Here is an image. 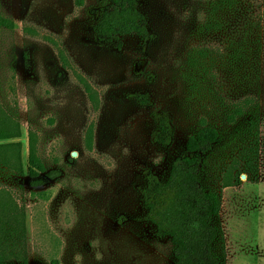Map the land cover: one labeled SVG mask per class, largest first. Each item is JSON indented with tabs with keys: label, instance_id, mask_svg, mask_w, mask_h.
I'll use <instances>...</instances> for the list:
<instances>
[{
	"label": "rangeland",
	"instance_id": "374dc122",
	"mask_svg": "<svg viewBox=\"0 0 264 264\" xmlns=\"http://www.w3.org/2000/svg\"><path fill=\"white\" fill-rule=\"evenodd\" d=\"M213 1L140 0L153 39L127 35L119 47L94 32L98 0H0L14 23L0 27V128L16 132L0 139V221L24 218L30 264H174L170 241L146 218V177L165 176L201 116L227 128L225 104L246 96L261 113L259 174L221 188L220 221L226 264H264V10L240 63L228 10L211 13ZM196 50L206 55L193 86ZM155 109L173 118L170 145L153 140ZM32 131L47 170L59 171L39 187L26 174Z\"/></svg>",
	"mask_w": 264,
	"mask_h": 264
},
{
	"label": "trees",
	"instance_id": "16d2710c",
	"mask_svg": "<svg viewBox=\"0 0 264 264\" xmlns=\"http://www.w3.org/2000/svg\"><path fill=\"white\" fill-rule=\"evenodd\" d=\"M98 4L93 27L98 38L117 41L119 47L121 38L127 35L138 36L146 42L153 39L150 20L140 9V0H98ZM210 5L211 13L221 7L228 10L225 24L231 32L230 40L236 45L235 56L240 63L247 61L254 43L252 28L260 25L256 23L257 9L262 7L264 10V5H255L251 0H215ZM241 23L242 29L239 28ZM1 26L13 28L14 23L0 14ZM213 26L210 20L203 25V31L208 32ZM205 55L203 50H196L187 59L188 78L193 86L198 84L195 73L201 66L203 68ZM84 86L90 101L95 104L96 98L89 84ZM141 103L150 106L152 101L146 94V100L142 99ZM260 115L259 103L254 97L230 100L222 112L227 128L201 116L165 176L147 175L141 190L146 218L158 236L170 241L174 264H226V242L220 221L221 188L240 184L244 174L249 179L259 174ZM152 119L155 125L153 140L162 146L170 145L175 133L173 118L166 111L155 109ZM15 133L11 128H0V139L14 137ZM88 135L91 140L93 133ZM230 144H234L233 147ZM7 146L20 152L21 143ZM28 150L26 174L32 186H42L59 175L57 170L48 171L39 157L33 131L30 132ZM18 169L25 173L21 164ZM4 218L0 221V264H30L24 218L13 212ZM50 264L61 262L53 259Z\"/></svg>",
	"mask_w": 264,
	"mask_h": 264
}]
</instances>
